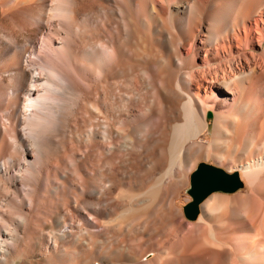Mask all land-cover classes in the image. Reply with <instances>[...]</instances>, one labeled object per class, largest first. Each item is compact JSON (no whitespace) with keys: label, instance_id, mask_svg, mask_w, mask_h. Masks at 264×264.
Listing matches in <instances>:
<instances>
[{"label":"rangeland","instance_id":"obj_1","mask_svg":"<svg viewBox=\"0 0 264 264\" xmlns=\"http://www.w3.org/2000/svg\"><path fill=\"white\" fill-rule=\"evenodd\" d=\"M129 19L132 36L125 42L104 20L94 28L91 25L92 29L83 24L80 33L74 28L70 31V46L77 40L86 41L76 54L69 51L68 60L81 65L84 78L99 83L88 99L85 94H64L55 96L57 103L51 100L54 115L65 111L66 130L54 134L29 170L31 205L25 211L32 221L27 222V228L36 231L35 226L42 220L44 225L58 216L74 215L70 213L71 202L76 200L81 207L89 193L98 191L99 202L105 204L102 212L106 214L105 219H98L100 224H111L112 228L107 236L96 238L94 244L96 251L100 247L101 253L113 262L120 263L127 255L130 263L146 264L163 251L166 258L162 264H264V97L254 100L253 108L235 106L238 96L221 90L212 78H230L234 73L246 72L250 66L256 67L255 77L258 76L260 68H264V46H256L252 55L251 51L237 53L239 50L234 48L231 52L222 49L217 56L200 38L195 41L193 53L181 63L174 56V51L182 52L180 44L169 47L150 39L145 27L140 26V17L137 21L132 12ZM2 21L6 22L0 18ZM3 30L0 28V34L7 35L8 31ZM19 38L23 41V37ZM93 46H107L111 52L98 49L95 56L87 54L86 50ZM68 60L60 63L67 64ZM0 77L7 80L6 75ZM253 81L264 92V78ZM233 85L246 102V84ZM188 98L193 100L192 109L184 106ZM13 102L0 91L3 140L16 138L21 145V127L13 124L11 115ZM209 113L211 118H207ZM43 121L44 130L55 133L54 117H44ZM197 129L200 133L195 136ZM27 140L30 142V138ZM197 152L204 154L196 156ZM7 155L18 161L19 152L15 150L7 154L0 151V162ZM200 162L227 172L238 171L244 186L234 194H212L207 198L206 212L201 206L198 218L188 221L183 207L191 201L187 193L189 177ZM239 164H248L249 177ZM3 186V190L11 189V180L4 179ZM80 220L76 213L73 224ZM82 226L80 223L78 229L84 231ZM43 233L42 249L33 253L21 247L19 257L23 264H36L37 256H48L55 250L57 256H81L79 252L75 255L77 249L68 244L48 249L50 233ZM83 239L82 234L80 240Z\"/></svg>","mask_w":264,"mask_h":264},{"label":"bare ground","instance_id":"obj_2","mask_svg":"<svg viewBox=\"0 0 264 264\" xmlns=\"http://www.w3.org/2000/svg\"><path fill=\"white\" fill-rule=\"evenodd\" d=\"M132 12L137 21V18L140 17V26L145 27L150 39L169 47L175 44L182 46L181 51L183 53L179 50L174 51V56L181 63L193 53L195 41L200 38L203 44L214 49L217 56L222 49L231 52L234 48L239 50L237 53L242 51L241 53L248 54L247 52L251 51L252 55L256 46H264V0H0V18L6 21L0 22V28L8 31L7 35L0 34V76H7V80L0 77V91L4 92L8 101H14L10 105L11 115L14 118V121H12L14 125L21 127L18 135L19 141L22 143L21 145L17 144L19 142L16 141V138L8 141L3 140L5 129L0 125V151L6 154L15 150L19 152L18 161L9 158L10 155L8 154L9 156L7 155V158L0 162V210L3 211L0 215V264H23L19 257L21 247L31 249L33 253L34 250L37 252V249L40 250L45 247L43 232L46 233V230L50 233L49 237H51L49 240L47 239L46 247L48 249L55 250L58 245L68 244L72 246L71 249L73 247L77 249L75 255L79 252L81 256L77 255L76 258L73 257L76 260H73L70 255H55L53 253L55 250L49 252L48 256L36 254V256L39 255L36 260L34 259L36 264L134 263H130L131 260L127 255H121L124 258L120 263H116L108 255H103L100 247L96 251V244H94L96 238L104 234V236H107L106 233L112 228L111 224H100L98 219L100 216L106 218V214L102 212V206L105 204L99 202L98 191L89 193L88 199L81 207H79L76 200L71 202L73 204L70 213L74 215L65 216L60 214L61 216H58L55 220L52 219L53 221L50 222H46L47 218L44 225L42 220L39 226H35V228L38 227L37 230L35 229L36 231L29 229L30 227L27 228L31 216L30 213L25 211L31 205L29 198L31 188L29 187L28 177L31 166L38 160L42 147L52 140L54 134H62L66 130L65 111L62 110L60 114L54 115L50 106L51 100L57 103L58 99L55 96L60 97L64 94L78 97L85 94L88 99L96 92L99 83V81L96 83L91 78H84L85 75L81 65L68 60L69 51L71 50L73 54H76L86 41L77 40L70 46L68 36L71 29L74 28V31H79L83 24L91 28V25H96L104 20L108 28L118 33L119 40L125 42L132 36L131 20L129 19ZM19 37H23V41ZM98 49L102 53L110 54L111 52L107 46H93L87 49L86 53L95 56ZM64 59L68 60L67 64H65V61L63 64L60 63ZM179 62L178 65H180ZM260 69V74L256 77V67L250 66L246 72L234 73L230 78H220L219 75H214L212 78L221 90L230 95L238 96V103L235 106L243 105L246 108H253L256 107L253 101L258 97H264L262 89L258 90L253 84L255 78H264V68ZM235 83L246 84L248 88L246 102L243 101L241 93L232 88ZM184 104V106L192 109L193 100L188 98ZM49 116L54 117L57 122L55 133H48L43 128L45 126L43 118ZM188 116H190V112H188ZM199 133L200 131L197 129L195 136ZM27 138H30V142ZM201 154L204 153L197 152L195 155L199 156ZM239 165L245 175L249 177L251 171L248 164ZM4 179L11 180V189L5 188L3 190ZM80 192L83 191L80 190ZM20 195L23 199L19 197ZM80 200L83 201V199ZM208 205V199L201 204L205 212ZM23 206H25L24 210ZM106 206L109 205L106 204ZM69 210L70 207L68 213ZM76 213L81 222L73 224V216ZM33 216L36 218V215ZM49 220H51L50 217ZM31 221L30 224L34 222L31 223ZM80 223L83 225L84 231L78 229ZM31 227L33 228V226ZM58 227L65 230H58ZM153 227L156 226L153 225ZM54 232H57L56 235ZM21 233L24 234V237ZM52 233L55 236H52ZM82 234L85 239L80 240ZM100 242H102V239ZM119 242L117 243L119 244ZM142 242L141 240L140 244ZM126 243L125 240L124 244ZM110 245L113 246V244ZM111 246H109V249H113L115 246L118 247V245H114L113 248ZM101 248L104 252L105 245L104 248L103 246ZM129 248L132 249L131 246ZM122 250H124V247H122ZM142 250L145 251L146 249ZM71 255H74V253ZM165 258L162 251L160 255L158 254L156 260L146 264H162ZM138 262L134 264H143L140 261Z\"/></svg>","mask_w":264,"mask_h":264},{"label":"water","instance_id":"obj_3","mask_svg":"<svg viewBox=\"0 0 264 264\" xmlns=\"http://www.w3.org/2000/svg\"><path fill=\"white\" fill-rule=\"evenodd\" d=\"M211 113L207 118H211ZM244 186L238 171L224 169L200 162L190 174L187 191L191 201L183 207V215L188 221H195L201 211V204L212 194H234Z\"/></svg>","mask_w":264,"mask_h":264}]
</instances>
